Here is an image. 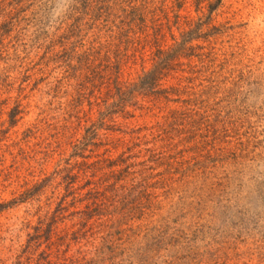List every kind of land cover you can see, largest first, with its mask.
Returning <instances> with one entry per match:
<instances>
[{
    "label": "rangeland",
    "instance_id": "374dc122",
    "mask_svg": "<svg viewBox=\"0 0 264 264\" xmlns=\"http://www.w3.org/2000/svg\"><path fill=\"white\" fill-rule=\"evenodd\" d=\"M0 264H264V0H0Z\"/></svg>",
    "mask_w": 264,
    "mask_h": 264
},
{
    "label": "trees",
    "instance_id": "16d2710c",
    "mask_svg": "<svg viewBox=\"0 0 264 264\" xmlns=\"http://www.w3.org/2000/svg\"><path fill=\"white\" fill-rule=\"evenodd\" d=\"M217 5V3L215 4ZM7 17V16H5ZM104 72L99 71V76H100V81H104L107 80L105 78V76L103 75V73L106 72V70H108L107 67L103 68ZM156 69L151 70L150 72H148L147 74H145V76L143 78H152L155 79V72ZM116 80V79H115ZM121 101H123L121 99ZM121 101H116L115 104H111L112 107L118 108V111L116 110L115 113H123L122 111V106H118L123 104ZM103 105H107L106 102L103 103ZM100 106V107H103ZM110 105V106H111ZM107 108V107H105ZM106 111H108L106 113V115H102L103 117H106L108 115H110L111 117H109V120L112 119V115H114L113 112H110L109 109H105ZM173 138H161V137H155L153 143H154V147H152V149L150 150L149 148L146 147V145L144 146L143 150H141V152H144L145 154H149V159L153 164H156L158 166H164L165 167V172H164V177L163 179H160V184H163V187L161 189H163L164 187H166L168 184L169 185H177L179 186V184H184V185H188V181L186 182L187 178L190 176L191 174V169L188 167H184V165H188V163H184L182 160V155L186 154H192L194 152L196 153H201V155L203 157H201L202 159H212V162L214 164V167L217 166V161L220 158V154L223 152H227V151H231L235 153L238 151V149L235 148H222V147H182V149L180 150V146H177V144L173 143ZM142 145H138V148L141 149ZM122 157H119V161H117L116 159L114 161H109L108 159H104L103 162L98 163V166H93V168H91V172H90V176H87V171L84 173L86 176V185L87 186H91L92 188V192H89V196L92 197L93 202H92V211L90 210V215L92 213L95 212V216H101V214H97L100 213V210H104L106 211L107 209H109L112 205H114L116 202H114L115 200H113V198H111L110 196H108V192H106V188L103 189V185L102 183L105 182L106 177L110 174L113 175L114 178L112 179H117V175L116 173L122 174L124 171L128 172V170H121L119 172V168L122 167L124 165V161L125 159H123V161H120ZM192 159V158H191ZM182 160V162H180ZM206 162H204L203 165H205ZM130 168V166H128ZM201 168H205L204 166H201ZM113 169V170H112ZM105 172L107 174V176L104 177H98L97 180H94L96 178V174L100 173V172ZM108 172V173H107ZM118 175V176H119ZM116 176V177H115ZM108 178V177H107ZM152 179V178H151ZM147 180V178H146ZM157 183H153L151 184L152 188H155L157 186ZM190 184V183H189ZM97 188V192H93L94 189ZM103 190V191H102ZM173 191V189H170L168 191V193L170 194ZM111 205V206H110ZM116 211V210H115ZM114 212V211H113ZM87 213V212H86ZM88 216V213L86 214ZM86 217V216H85ZM90 217V216H89ZM91 218V217H90Z\"/></svg>",
    "mask_w": 264,
    "mask_h": 264
}]
</instances>
